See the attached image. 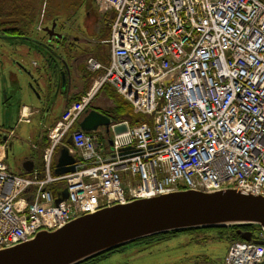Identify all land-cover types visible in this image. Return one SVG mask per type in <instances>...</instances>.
<instances>
[{
	"label": "built area",
	"instance_id": "2783aa9c",
	"mask_svg": "<svg viewBox=\"0 0 264 264\" xmlns=\"http://www.w3.org/2000/svg\"><path fill=\"white\" fill-rule=\"evenodd\" d=\"M95 1L113 14L108 63L87 58L97 77L49 130L41 169L13 173L0 143V249L178 190L264 195V0ZM104 86L151 121L111 122L110 137L72 130ZM68 134L76 170L56 176L54 155ZM57 185L67 190L58 204ZM253 240L232 241L224 264H264V233Z\"/></svg>",
	"mask_w": 264,
	"mask_h": 264
},
{
	"label": "water",
	"instance_id": "95a60500",
	"mask_svg": "<svg viewBox=\"0 0 264 264\" xmlns=\"http://www.w3.org/2000/svg\"><path fill=\"white\" fill-rule=\"evenodd\" d=\"M44 32L49 38L60 37L53 28ZM28 77L26 87L39 96L36 89L39 82L30 73ZM60 79H65L62 71ZM109 125L106 115L91 110L80 120L78 128L89 133L98 127L108 129ZM121 130L117 128L116 132ZM76 165V159L64 147L59 151L54 174L73 173ZM22 167L31 172L33 163L27 160ZM66 199L65 189L55 203ZM246 226L264 233V195L235 187L178 190L103 207L59 228L40 230L26 242L0 249V264H82L103 253L162 234ZM236 234L246 242L252 239L249 231L237 229Z\"/></svg>",
	"mask_w": 264,
	"mask_h": 264
},
{
	"label": "rangeland",
	"instance_id": "374dc122",
	"mask_svg": "<svg viewBox=\"0 0 264 264\" xmlns=\"http://www.w3.org/2000/svg\"><path fill=\"white\" fill-rule=\"evenodd\" d=\"M35 1L38 9L37 23L35 25L37 27L42 25V28H44L47 26L50 27L52 22H56L58 32L66 35L68 42L63 46L64 53L59 57L60 59H64V61L69 63L67 59H70V56L73 58L74 56L95 53L97 47H99L100 55H105L104 51L106 52L107 49L104 43L106 40L104 39L110 32L112 15L102 13L97 7L95 0ZM40 19L43 21L42 24H40ZM28 32L34 37V39L39 37L43 39L46 38L42 31H36L34 29L33 31L29 30ZM96 43H98V46ZM43 49L45 53L52 54V56H58L56 53L58 48L55 46L53 48L54 51L52 49L49 50L48 48ZM3 55L7 56L4 57ZM10 55L9 51L6 53L3 52V54L0 55V61L2 62L1 66H4L6 63L9 64L8 60L11 59ZM100 55L98 54L99 59L94 57L99 62L104 60ZM42 57L43 56H39L37 53H32L30 58L25 61V64H27L28 67H31V62L36 61L40 67L43 63ZM61 61L59 63H61ZM70 70L71 75L75 76L74 74L76 70L74 68H70ZM84 70L87 71L89 75L91 74L85 67ZM2 78V74L0 73V83H5V79L2 81ZM28 82L29 81H27V83ZM3 88L4 87L0 89V128L1 130H8L9 128L15 129L14 124L15 118L17 117V99L10 95L9 100L6 101L8 94L5 93ZM87 91L88 89L85 93ZM38 94L39 96L35 93V99H40V96H42L43 93L39 91ZM99 94L94 98V100L96 99L95 102L94 100L92 101L94 102L93 106L99 104L100 100H103L102 95L98 97ZM61 98V95H59L56 101L59 105H61ZM33 127L34 126L28 127L22 125L23 130L18 132V138L17 140L14 139L13 149L9 152L6 162L15 174L21 172L20 168L29 158L35 157V159H37V151L33 150L30 146V143L36 141L37 135L35 128L33 131ZM25 130H30V135L33 138H31V140L33 142L30 138H27ZM204 234L205 237L207 236L204 241H200L203 234L179 233L176 236L168 237L164 240L143 244H131L120 251L108 255L100 261L94 262L93 264H204L205 260L203 258L205 257L216 260L218 264H221L227 252V240L225 238H217L218 235L215 231H210ZM196 256H199V258L196 259ZM200 256H203V258ZM207 264L210 263L207 262Z\"/></svg>",
	"mask_w": 264,
	"mask_h": 264
},
{
	"label": "crops",
	"instance_id": "0c3cea01",
	"mask_svg": "<svg viewBox=\"0 0 264 264\" xmlns=\"http://www.w3.org/2000/svg\"><path fill=\"white\" fill-rule=\"evenodd\" d=\"M106 13H108V15H113L110 11ZM34 29H36L35 24L29 27V30L33 31ZM108 38L109 34L104 40H107ZM45 40L46 38L43 39L40 37L34 39V37L29 32L22 36L2 34L0 25V55L3 54V52L6 53L8 51L11 54V59L8 60L9 64L6 63L4 66H1L2 62L0 61V73L3 77L2 81L5 79V83H0V89L4 87L3 90L6 94H8L6 101L9 100L10 95L17 99V117L15 118L14 124L15 129L9 128L8 130H1L0 128V132L8 133V159L9 152L12 151L14 146V139L17 140L18 132L23 130L22 125L28 127L34 126L33 131L35 128L37 133L35 142L31 140L32 136L30 135V130H25L27 138H30V140L33 142L30 143L31 148L38 153L37 159H35V157L28 159L33 163L31 172L33 170L41 169V155L47 142L46 131L54 127L56 123L61 120L67 106H69L71 102L82 95L90 86L92 75H89V73L84 70L85 57L93 56L98 58V54L100 55L99 47H97L95 53L74 56L73 58L70 56L71 58L67 59L69 62V70L65 67L64 69L67 72H64L62 65L59 63L61 61L59 57H61L64 53L63 47H59L58 51H56L58 56L53 55V57L52 54L45 53L43 49L45 48L43 45L46 43ZM97 44L98 43H96V45ZM106 49V52L104 51L105 55H100V57L104 59L101 61L103 64H107L108 62L109 50L107 46ZM32 53H37L39 56H43V63L40 67L36 61L31 62V67H28V65L25 64V61L30 58ZM3 56L6 57L7 55ZM70 68H74L76 70L74 74L75 76L71 75ZM61 70L63 75L67 73V78H65L64 81L60 79ZM28 73H30L31 76L37 80V82H39L40 87L36 88L37 92L40 91L43 93L39 100L35 99V94L26 87L27 81L30 80ZM106 92L107 91L105 89L100 92L98 97L102 95L103 100H100L99 104L93 106L96 100L95 99L94 102H92V106L89 108V111L95 110L101 113V110H106L112 106V102L107 97ZM59 95L62 97L61 105L57 104L58 102H56ZM85 115L86 113L80 118V120ZM98 131H103L106 133V131L102 128L98 129ZM106 134L107 137L111 136L110 134L108 135V133ZM64 147L69 150L70 155L77 159L76 151L74 150L69 137L63 140L62 144L58 148V153L56 154L58 155L59 151ZM20 171V173H31L26 172L23 167L20 168Z\"/></svg>",
	"mask_w": 264,
	"mask_h": 264
},
{
	"label": "trees",
	"instance_id": "16d2710c",
	"mask_svg": "<svg viewBox=\"0 0 264 264\" xmlns=\"http://www.w3.org/2000/svg\"><path fill=\"white\" fill-rule=\"evenodd\" d=\"M35 0H0V25L2 29V34H13L22 36L29 31V27L33 24H36L37 19V6ZM68 42L67 38L63 39L62 45ZM106 90L107 97L112 101V106L107 108L106 110H101V113L108 116L112 121L118 122L126 120L129 122L130 125L139 124L142 122H150L151 119L148 116H144L142 114H135L132 110L131 105L123 100L116 92L109 86H105L102 90ZM78 99V98H76ZM63 185L53 186V191L55 192L56 196L61 194L60 190L62 191ZM241 229L242 231L254 230L255 227L253 226H246L240 228H228V229H208V230H187L183 232H172L168 234H162L150 238H146L133 244H143L149 243L152 241L164 240L168 237L176 236L179 233H196V234H203L200 241H204L207 236L205 237L204 233H208L210 231H215L218 235L217 238L223 239L225 238L228 244L232 241L240 240V237L236 234V230ZM131 245V244H128ZM126 246L119 247L115 250H111L109 252L103 253L99 256H96L82 264L94 263L100 261L101 259L107 257L108 255L120 251L124 249ZM203 258V256H200ZM196 259L199 256L195 257ZM205 260L204 264L209 262L210 264H218L216 260L210 259L208 257L203 258ZM223 264V263H221Z\"/></svg>",
	"mask_w": 264,
	"mask_h": 264
},
{
	"label": "flooded vegetation",
	"instance_id": "af4514ba",
	"mask_svg": "<svg viewBox=\"0 0 264 264\" xmlns=\"http://www.w3.org/2000/svg\"><path fill=\"white\" fill-rule=\"evenodd\" d=\"M53 25H54V27H53ZM46 28H48V29L53 28L54 34H58V35H60V37L59 38H56L55 36H52L51 38H49V36L47 35V33L44 32V29H46ZM42 30H43L44 35L46 36V40H47L46 43H44V44H46V45H44L46 48H48L49 50H51V49L53 50L54 46L56 48L63 47L62 42H63V39L65 38V35L62 34V33H60V32H58V30H57V24L55 22H52L51 25H50V27L49 26L44 27ZM60 60H62V62H64V66L67 65V63H66V61H64V59H60ZM62 62L60 63L61 65H62ZM67 66H69V63H68ZM64 72H67V71H64ZM66 75H67V73L64 75V78H67ZM56 156H57V154L55 155V159H56ZM88 264H91V263H88Z\"/></svg>",
	"mask_w": 264,
	"mask_h": 264
}]
</instances>
